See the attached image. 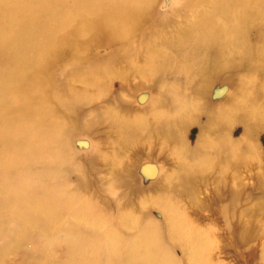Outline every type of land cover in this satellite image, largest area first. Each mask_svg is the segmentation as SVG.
Returning a JSON list of instances; mask_svg holds the SVG:
<instances>
[{
  "label": "bare ground",
  "instance_id": "6f19581e",
  "mask_svg": "<svg viewBox=\"0 0 264 264\" xmlns=\"http://www.w3.org/2000/svg\"><path fill=\"white\" fill-rule=\"evenodd\" d=\"M163 2L0 0V238L38 264H264V0Z\"/></svg>",
  "mask_w": 264,
  "mask_h": 264
},
{
  "label": "rangeland",
  "instance_id": "374dc122",
  "mask_svg": "<svg viewBox=\"0 0 264 264\" xmlns=\"http://www.w3.org/2000/svg\"><path fill=\"white\" fill-rule=\"evenodd\" d=\"M164 1L163 3L166 5L167 2H169L170 0H162ZM160 9H165L164 6H161ZM104 49H100L99 53H103ZM104 85L105 87L116 97H122V98H126V91L125 89L127 88V86L129 85L130 82V78L129 77H125L123 75H121L120 73H111L108 74L107 76L104 77ZM218 90H221L220 93L218 92H213L211 97L213 99H216L218 96L220 95H224L227 91V87L224 86V84H222V82H218ZM149 99L144 100L143 102L140 101V103H136L140 104V106L146 105L148 104ZM85 141L87 143H85ZM71 146L78 152H82L83 154L86 153L87 151H89L90 146L89 143L87 141L86 138H84V136L82 134H77L71 141ZM150 161V160H149ZM149 161H142L140 163V168H138L136 170L135 176L137 180H141L143 183L148 184L150 182L155 181L156 179L159 178L160 176V171H159V163L157 161H153L151 160ZM157 165H155V164ZM153 164V165H152ZM103 165V163H102ZM149 166H152V169H149ZM144 167L146 168V170H144ZM158 168V169H157ZM144 170V171H143ZM158 170V171H157ZM241 174L239 175V181L243 182V183H248L250 180L248 179L249 177V171L246 167H241ZM143 171V172H142ZM151 171V172H150ZM101 173V178L105 180V186H110V182H111V173L108 171V169L106 170H102L100 171ZM203 189V188H202ZM204 190H208V186L204 187ZM168 198V195L165 196L164 200ZM189 207L191 208V205H189ZM162 213L163 211L159 208L156 209L151 213L150 216H148V218H145L144 223L146 224H153L156 220L160 221L162 220ZM66 219L71 223L74 224L77 222V220L73 217L70 216H66ZM85 220H88L84 217ZM80 221H78L79 225H83V227L86 228V230H82V231H86V232H90L91 228L89 227V225L84 224L83 219H78ZM96 226L99 225L98 221H94L93 222ZM117 224H119V228L124 229V231L128 234H131V236H133L137 231H133L131 228H127L125 226H120V221L118 220ZM90 229V230H88ZM102 228H100L99 230H101ZM107 232V229H103V232ZM97 233H99V231H96ZM82 235L85 238H92L93 234L90 233H83ZM129 240V239H128ZM47 239L44 238L43 236L40 235L39 232L37 231H31L28 238L24 239V240H20L19 242H7V237H4L3 239L0 238V264H38V260L34 255H31L33 250H38L41 249L44 245L47 244ZM129 243V241L127 242ZM63 243H61V245H57V246H52L51 251L55 254L56 256V261L61 264L64 263L67 258H68V252L66 251V249H64V246H62ZM180 254H182L180 252ZM223 254H221V256H223ZM122 264H128V262H124Z\"/></svg>",
  "mask_w": 264,
  "mask_h": 264
}]
</instances>
